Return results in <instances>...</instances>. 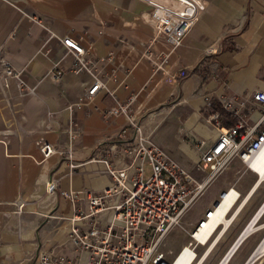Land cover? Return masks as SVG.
Listing matches in <instances>:
<instances>
[{"label":"crops","instance_id":"0c3cea01","mask_svg":"<svg viewBox=\"0 0 264 264\" xmlns=\"http://www.w3.org/2000/svg\"><path fill=\"white\" fill-rule=\"evenodd\" d=\"M203 2L204 11L181 44L171 49L164 41L151 42L155 28L144 0H0V75L3 63H10L35 88L34 94L19 96L13 79L0 78V264H40L39 250L84 264L85 255L77 253L68 235L66 218L72 208L60 192L75 193L84 209L87 194L111 185L103 164L91 159L115 155L110 145L127 124L122 114H105L115 100L133 96L130 114L142 131L193 174L202 149L192 150L200 140L208 147L217 134L208 114L217 112L223 127L235 123L221 108V98H236L249 125L261 119L251 94L264 91V0ZM63 37L84 48V59L106 89L87 96L94 79L76 67L73 54L59 41ZM145 51L159 59L167 56L159 71L153 72ZM56 70L60 76L53 75ZM180 70L186 75L179 76ZM196 128L210 133L200 136ZM165 129L173 146L161 138ZM39 142L56 151L43 157ZM68 149L70 157L61 153ZM50 182L55 183L52 192L47 190ZM210 184L215 190L202 209L162 238L159 251L167 262L189 242L190 230L219 192L230 187L237 199L207 242L196 246L199 257L191 264H219L240 236L222 262L245 264L264 237V174L235 156ZM17 200L23 202L20 214L14 212ZM108 218L100 215L98 225L104 226ZM94 219L79 221L76 227L84 231ZM167 241L176 242L174 251L162 248ZM256 262H264V254L252 264Z\"/></svg>","mask_w":264,"mask_h":264},{"label":"built area","instance_id":"2783aa9c","mask_svg":"<svg viewBox=\"0 0 264 264\" xmlns=\"http://www.w3.org/2000/svg\"><path fill=\"white\" fill-rule=\"evenodd\" d=\"M144 1L150 8L149 16L155 28L151 42L164 41L171 49L181 44L198 15L205 9L203 0H171V3L161 0ZM51 36L49 33V37ZM59 41L73 54L76 67L93 77L94 81L86 91L87 96H93L98 89H106L104 83L92 72L89 62L84 59V48L70 37H63ZM144 54L151 62L153 72L159 71L167 59L166 55L159 59V56L155 57L149 51ZM60 74L59 70L53 73L54 76ZM185 75L184 70L179 71V76ZM1 77L15 81L19 96L35 93L34 86L26 82L21 70H16L10 63H3ZM133 100V96H129L124 102L115 100V105L105 113L107 116L122 114L127 121L126 126L117 134L116 141L110 145V150L112 153L115 151V155L91 159L103 164L105 172L112 179L111 185L87 194L84 209L78 206L75 193L60 192L69 200L72 208L71 215L66 218L69 223L68 235L77 253L85 255L84 264H166L163 253L159 251V244L165 234L180 225L186 211L233 157L237 156L248 169L254 170L251 164L264 147V124L259 126L264 120V91L257 90L251 94L253 106L261 111V119L253 125L248 124L240 111L238 100L232 96L219 101L221 108L235 118L232 126H221L217 112L208 114L207 120L217 134L208 147H204L203 140L196 144L198 149H202L195 166L200 176L186 171L149 134L142 131L130 114ZM206 105L212 107L213 103L207 100ZM38 146L45 158L56 151L47 142H39ZM61 153L70 157L69 149ZM145 163L151 171L148 177L144 176ZM69 166L72 168L75 163L71 162ZM54 189L55 183L50 182L48 192ZM231 192L236 193L235 201L238 193L233 187L219 192L216 204L190 230V240L180 248V252L187 247L195 253L198 244L207 242L210 235L202 240L200 237L207 230L211 234L219 224L214 222L217 209ZM13 205L14 212L20 214L23 202L17 200ZM102 214H109V218L104 226H99L98 218ZM87 219H94L90 227L84 231L76 227L77 222ZM263 242L264 237L253 250L251 257ZM36 260L40 264H75L66 256H54L47 250H39Z\"/></svg>","mask_w":264,"mask_h":264},{"label":"bare ground","instance_id":"6f19581e","mask_svg":"<svg viewBox=\"0 0 264 264\" xmlns=\"http://www.w3.org/2000/svg\"><path fill=\"white\" fill-rule=\"evenodd\" d=\"M251 167L259 173V175L264 174V147L262 148L261 152L259 153V155L257 156V159L254 160L251 164ZM236 197V193L231 192L230 194H228L225 199L222 201V203L219 205L218 209H217V217L215 218V223L216 222H222L224 219V215L227 212L228 208L230 207V205L232 204V202H234V199ZM264 207V206H263ZM262 210V208H261ZM260 212L257 213L256 216H258ZM256 218V217H255ZM210 230L204 231L202 236L200 237L201 240L204 237H207L208 235H210ZM234 248H236V245H234L232 247V249H230V251L228 252V254L225 256L224 259L221 260V262L219 264H224V260L226 259V262L228 260V258L230 257V255L232 254ZM260 253V254H264V244H261L255 251L253 258L257 257L260 254H256V253ZM205 252H203L204 254ZM196 254V255H195ZM194 256L197 259L199 257V255L197 254V252H192L191 248H185L183 250V252L178 251L177 254L175 255L174 260H172L171 262H167L166 264H191L194 261ZM224 261V262H222Z\"/></svg>","mask_w":264,"mask_h":264},{"label":"rangeland","instance_id":"374dc122","mask_svg":"<svg viewBox=\"0 0 264 264\" xmlns=\"http://www.w3.org/2000/svg\"><path fill=\"white\" fill-rule=\"evenodd\" d=\"M195 133L200 135V136H205V135H209L210 130L206 129V128H196L195 129ZM188 135L186 134L185 137H187ZM171 133L169 129H165L161 132V138L164 140L165 143L170 144L171 146H173V141L171 139ZM169 148V147H168ZM194 150V151H193ZM192 150V152H199V149L194 148ZM193 172L197 175L200 176L201 174L194 169ZM151 171H150V167L147 163L144 164V176L148 177L150 175ZM215 190V185L214 184H210L201 194V196L194 202V204L192 205V207L187 211V213L185 214L184 217H182L181 219V223L186 225L187 223H189L191 221V219L193 218L194 214L201 210L203 207V204H205L206 202H208V200L210 199V197L213 195V192ZM176 246V242L175 241H167L165 243L164 246H162V248L165 250V252L167 253L168 250L167 249H173L172 251H174V247ZM174 254V253H173ZM201 254V253H200ZM206 264V262H205ZM255 264H264V262H256Z\"/></svg>","mask_w":264,"mask_h":264},{"label":"water","instance_id":"95a60500","mask_svg":"<svg viewBox=\"0 0 264 264\" xmlns=\"http://www.w3.org/2000/svg\"><path fill=\"white\" fill-rule=\"evenodd\" d=\"M214 204H216V201L214 202ZM263 206H264V205H263ZM263 206H262V207H263ZM240 237H241V236H240ZM240 237L237 239L236 244L238 243ZM236 244H235V245H236ZM231 249H232V248H231ZM234 249H235V248H234ZM224 258H225V256H224ZM224 258H222V259H224ZM254 260H255V258L250 257L249 260H248L245 264H252V263L254 262Z\"/></svg>","mask_w":264,"mask_h":264}]
</instances>
